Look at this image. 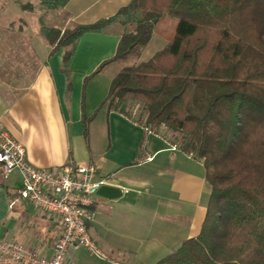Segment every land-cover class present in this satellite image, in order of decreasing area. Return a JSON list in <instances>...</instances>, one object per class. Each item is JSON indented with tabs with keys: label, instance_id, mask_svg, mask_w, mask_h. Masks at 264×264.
<instances>
[{
	"label": "trees",
	"instance_id": "16d2710c",
	"mask_svg": "<svg viewBox=\"0 0 264 264\" xmlns=\"http://www.w3.org/2000/svg\"><path fill=\"white\" fill-rule=\"evenodd\" d=\"M68 1L38 0L48 10ZM167 19L173 34L140 60ZM111 23L122 28L114 55L93 74L120 68L102 105L150 130L163 126L167 143L201 162L209 188L199 233L155 264H264V0H130L110 18L42 33L50 54L64 49L68 75L80 36ZM92 117L82 113L85 140Z\"/></svg>",
	"mask_w": 264,
	"mask_h": 264
},
{
	"label": "crops",
	"instance_id": "0c3cea01",
	"mask_svg": "<svg viewBox=\"0 0 264 264\" xmlns=\"http://www.w3.org/2000/svg\"><path fill=\"white\" fill-rule=\"evenodd\" d=\"M31 1L28 3L33 4ZM129 1L69 0L57 11L60 25L52 22L51 26L64 29L107 19ZM32 18L17 17L23 23L20 30L28 27ZM40 29L36 26L33 32H23L25 42L20 47L3 34L0 125L23 145L33 166L93 163L98 167L97 177L121 188L122 196L117 199L96 196L88 225L92 239L109 259L80 249L71 253L77 264H155L183 240L199 233L209 196L204 167L102 105L120 66L111 63L103 71L93 72L114 55L122 31L118 23L80 36L68 75L61 70L64 49L50 54L51 47ZM82 113L93 116L87 140L82 134ZM20 185L17 171L4 177L0 169V238L50 254L60 226L51 215L18 197Z\"/></svg>",
	"mask_w": 264,
	"mask_h": 264
},
{
	"label": "built area",
	"instance_id": "2783aa9c",
	"mask_svg": "<svg viewBox=\"0 0 264 264\" xmlns=\"http://www.w3.org/2000/svg\"><path fill=\"white\" fill-rule=\"evenodd\" d=\"M141 128L146 135L165 141L170 137L163 126L157 131ZM169 146L177 149L174 144ZM0 169L4 177L17 171L21 179L16 190L18 197L37 211L51 215L60 226L50 254L41 253L32 245L0 238V264H77L71 253L80 249L99 259H109L88 228L96 191L101 185L109 184L104 177H97V165L69 163L37 168L27 161L23 145L0 125Z\"/></svg>",
	"mask_w": 264,
	"mask_h": 264
},
{
	"label": "rangeland",
	"instance_id": "374dc122",
	"mask_svg": "<svg viewBox=\"0 0 264 264\" xmlns=\"http://www.w3.org/2000/svg\"><path fill=\"white\" fill-rule=\"evenodd\" d=\"M15 1L16 0H0V43L4 41L3 34L5 33L6 35H10L12 38L11 42L16 43L17 47H20V44L25 42L23 40V32H33L36 30V26H40L41 29L43 26L50 27L53 25L52 22H54V24L60 25L61 16L57 14V11L60 9L48 10L42 6L38 0H34V3H31L34 9L31 11H24L23 9H20L19 5ZM28 1L32 2L31 0ZM28 1L25 3H28ZM17 17H25L27 20L32 17L33 18L30 20L31 23H29L28 27H24L22 30H20V28L23 27V23L19 21ZM175 27L176 20L174 19H167L163 22H160L157 32L153 34L147 46L143 49L140 60L148 59L156 50L160 49L166 42L165 37L172 35ZM61 30L63 29L61 28ZM41 32L42 31H40V33ZM6 76L9 78V73H6ZM8 81L10 80L8 79ZM169 134L170 133H168V135Z\"/></svg>",
	"mask_w": 264,
	"mask_h": 264
},
{
	"label": "water",
	"instance_id": "95a60500",
	"mask_svg": "<svg viewBox=\"0 0 264 264\" xmlns=\"http://www.w3.org/2000/svg\"><path fill=\"white\" fill-rule=\"evenodd\" d=\"M96 194L105 199H117L122 196V190L114 185L103 184L97 189Z\"/></svg>",
	"mask_w": 264,
	"mask_h": 264
}]
</instances>
